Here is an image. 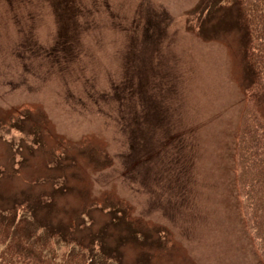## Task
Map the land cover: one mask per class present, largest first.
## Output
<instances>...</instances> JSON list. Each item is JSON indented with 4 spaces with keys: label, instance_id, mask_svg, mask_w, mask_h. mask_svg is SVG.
I'll use <instances>...</instances> for the list:
<instances>
[{
    "label": "rangeland",
    "instance_id": "rangeland-1",
    "mask_svg": "<svg viewBox=\"0 0 264 264\" xmlns=\"http://www.w3.org/2000/svg\"><path fill=\"white\" fill-rule=\"evenodd\" d=\"M236 15L0 0V209L98 264H263L234 174L250 79Z\"/></svg>",
    "mask_w": 264,
    "mask_h": 264
},
{
    "label": "trees",
    "instance_id": "trees-1",
    "mask_svg": "<svg viewBox=\"0 0 264 264\" xmlns=\"http://www.w3.org/2000/svg\"><path fill=\"white\" fill-rule=\"evenodd\" d=\"M225 1L235 4V25L243 33V59L250 71L233 154L236 190L264 264V0ZM19 207L0 209V264H98L87 247L59 251L48 238L28 231L26 220L17 217Z\"/></svg>",
    "mask_w": 264,
    "mask_h": 264
}]
</instances>
